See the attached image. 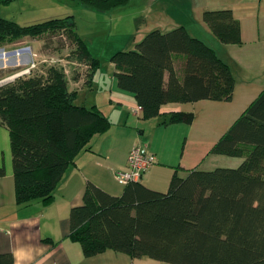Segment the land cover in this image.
Instances as JSON below:
<instances>
[{
	"label": "trees",
	"instance_id": "obj_1",
	"mask_svg": "<svg viewBox=\"0 0 264 264\" xmlns=\"http://www.w3.org/2000/svg\"><path fill=\"white\" fill-rule=\"evenodd\" d=\"M76 1L107 11L129 0ZM202 21L220 42H241L231 9H205ZM24 36H43L45 48L57 41L69 49V62L81 66L70 76L61 66H34L0 83V126L9 131L16 200L49 203L67 165L81 148L89 149V138L105 131L109 120L96 105L73 101L67 77L90 87L99 61L71 17L19 25L0 16V45ZM110 61L117 88L135 97L143 118L157 115L169 102L233 97L228 64L182 24L147 31ZM193 120V111H173L164 122ZM208 153L241 161L234 167L191 168L184 176L175 171L166 190L149 188L140 177L114 195L87 181L83 202L69 211V236L85 256L112 249L171 264H264V88ZM4 173L0 166V176ZM0 264H13L12 253L1 252Z\"/></svg>",
	"mask_w": 264,
	"mask_h": 264
},
{
	"label": "crops",
	"instance_id": "obj_2",
	"mask_svg": "<svg viewBox=\"0 0 264 264\" xmlns=\"http://www.w3.org/2000/svg\"><path fill=\"white\" fill-rule=\"evenodd\" d=\"M216 8L231 9L240 23V43H219L214 47L206 41V38L218 39L202 21V12ZM160 12L154 11L156 18L151 19V24L144 31L134 34L124 48H132L135 41L153 28L168 30L182 24L188 29L182 20L160 18ZM189 14L198 21L201 33L188 31L199 37L207 34L201 38L212 46L231 70L235 87L230 101L188 102L192 109L186 103L169 102L160 106L157 115L143 118L141 110L132 112L139 106L135 97L119 90L112 74L106 77V81L99 76L96 93L92 97L88 94L86 101L80 105H96L109 120V126L89 138V149L83 147L77 152L63 172L49 203L40 198L23 204L17 202L9 131L0 126V166L5 170L0 176V253L11 252L13 264H171L146 256L133 258L112 249L85 256L79 241L69 236V211L72 206L83 202L87 181H92L110 194L119 195L122 192L124 184L115 179V173L126 170L127 154L133 145H143L154 154L155 161L143 173L140 182L157 190L168 188L175 171L184 176L191 168L210 170L218 166L234 167L240 163V158H225L223 155L220 158L208 153L217 137L212 138L211 146L207 143L209 139L186 146L193 123H166L164 120L173 111L193 110L194 113L199 112L201 118L218 120L220 116L230 123L264 88V0H189ZM163 19L164 22H161ZM5 48V45H0L1 50ZM5 55L8 54L3 53ZM109 63V69L114 71L113 63ZM4 81L0 80V83ZM135 125L143 126V130L136 133ZM222 162L228 163L223 165Z\"/></svg>",
	"mask_w": 264,
	"mask_h": 264
},
{
	"label": "rangeland",
	"instance_id": "obj_3",
	"mask_svg": "<svg viewBox=\"0 0 264 264\" xmlns=\"http://www.w3.org/2000/svg\"><path fill=\"white\" fill-rule=\"evenodd\" d=\"M157 10H161L160 18L164 16L166 20H182L183 23L186 22L191 33L198 35L201 33L198 21L189 14V0H129L126 4L107 11L87 7L76 0H12L8 4L0 5V16L13 20L19 25L35 23L53 17H71L77 35L91 56L99 61L94 73L92 88L79 86L67 77L69 89L75 90L73 101L81 104L86 101V97L89 95L92 97L96 93L99 76H103L104 81L110 74L113 76V69H109L111 55L116 51L130 49L124 47L131 42L134 34L141 33L151 24V19L156 18L153 13ZM161 22H164V19ZM161 30L164 31V27ZM206 36L208 35H201L202 38ZM46 41L43 36H24L17 40L8 38L4 40L3 45L6 48L0 49V67L3 66V68H0V77H2L0 80L8 81L12 79L17 72L29 67L32 62L35 63V70H40L46 65L61 66L68 76L74 69L81 68V66L69 62L70 51L67 47L60 48L57 41L54 43L51 41V46L45 48ZM206 41L214 47L219 43L224 44L219 40L215 41V39L206 38ZM21 47H26V50H23V52L17 50L18 52L15 51V54L7 53ZM3 53L8 55L3 56ZM23 54H26V56ZM27 60L29 61L26 62ZM223 102L226 103V101ZM185 103L186 106L192 109L191 103ZM216 120L217 118H201L199 112L194 113L193 129L186 141V146L189 143L195 144L197 141L207 139H209L207 143L211 146L213 143L212 138L217 137L218 139V136L232 123V120L227 123L228 121L224 117L222 120L219 116L218 124L215 126ZM142 130L143 126H134L136 133ZM219 157L222 158V155H219ZM223 157L228 158L227 156ZM222 163L227 165L228 162Z\"/></svg>",
	"mask_w": 264,
	"mask_h": 264
},
{
	"label": "built area",
	"instance_id": "obj_4",
	"mask_svg": "<svg viewBox=\"0 0 264 264\" xmlns=\"http://www.w3.org/2000/svg\"><path fill=\"white\" fill-rule=\"evenodd\" d=\"M34 66L35 63L32 62L29 67L25 68L20 73L27 72ZM138 110H141L140 106H136L132 112L135 113ZM154 161L155 156L148 148L143 145H135L128 151L126 170L116 172L115 179L121 184L132 179L138 180Z\"/></svg>",
	"mask_w": 264,
	"mask_h": 264
},
{
	"label": "water",
	"instance_id": "obj_5",
	"mask_svg": "<svg viewBox=\"0 0 264 264\" xmlns=\"http://www.w3.org/2000/svg\"><path fill=\"white\" fill-rule=\"evenodd\" d=\"M17 50H20V52H23V50H26V47H21V48H17V49H13V50H11V51H8L7 53H9V54H11V53H13V54H15V51H17ZM22 55V54H21ZM23 55H25L26 56V54H23ZM28 56V55H27ZM29 60H27L26 62H28ZM23 62V61H22ZM25 62V61H24ZM25 62V63H26ZM3 62L1 61V64H2ZM17 63V62H16ZM23 73V72H22ZM18 74H21V73H18ZM17 74V75H18Z\"/></svg>",
	"mask_w": 264,
	"mask_h": 264
},
{
	"label": "clouds",
	"instance_id": "obj_6",
	"mask_svg": "<svg viewBox=\"0 0 264 264\" xmlns=\"http://www.w3.org/2000/svg\"><path fill=\"white\" fill-rule=\"evenodd\" d=\"M24 70V69H23ZM21 72V71H20ZM20 72H17L15 75H17L18 73H20Z\"/></svg>",
	"mask_w": 264,
	"mask_h": 264
}]
</instances>
